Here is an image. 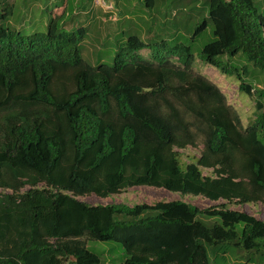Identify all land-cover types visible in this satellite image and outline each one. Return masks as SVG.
Listing matches in <instances>:
<instances>
[{"label":"trees","instance_id":"16d2710c","mask_svg":"<svg viewBox=\"0 0 264 264\" xmlns=\"http://www.w3.org/2000/svg\"><path fill=\"white\" fill-rule=\"evenodd\" d=\"M196 1L206 18L188 43L161 41L147 59L153 40L129 35L111 65L82 57L85 28L64 33L66 0L44 33L0 24V264H103L89 240L118 244L121 264H264V222L228 208L264 205V0ZM208 29L195 58L190 43ZM196 60L254 98L252 124ZM134 187L223 203L77 200Z\"/></svg>","mask_w":264,"mask_h":264},{"label":"rangeland","instance_id":"374dc122","mask_svg":"<svg viewBox=\"0 0 264 264\" xmlns=\"http://www.w3.org/2000/svg\"><path fill=\"white\" fill-rule=\"evenodd\" d=\"M95 1L66 0L67 10L62 27L65 34L77 31L78 27L87 30L81 55L92 65H97L99 62L111 65L118 47L129 35H136L144 41L153 40L152 52L144 50L139 54L140 58L150 59L153 53L161 55L159 51L162 47L161 41L166 43V49L175 44L188 43L195 27L206 18V8L202 7V2L196 0H158L152 9L145 7L146 0H108L114 6V10L107 16L109 20L101 16L100 7L96 5L101 1ZM63 3L64 0H0V24L6 31H19L24 36L34 32L44 33L52 12L61 8ZM103 15L105 16L104 13ZM112 17L115 18L114 21L111 20ZM210 39V29H208L190 43L195 58ZM247 68L252 75L246 79V82L258 88L262 83V74L258 70L254 71L250 65H247ZM195 69L219 86L227 98V103L238 112L244 127L253 123L256 116L254 98L238 91L239 82L234 77L226 78L198 60L195 62ZM262 136L264 137V134ZM200 148H188L182 151L181 160L188 163L187 157L197 158ZM203 175H210V171L203 170ZM77 200L92 206L110 204L133 206L143 203L154 204L159 201H182L199 210L223 203V201L210 202L201 197L181 196L151 187L130 188L107 199L92 195L79 197ZM228 208L244 212L264 222L262 204L228 205ZM86 246L100 258L103 264H121L124 260V251L116 243L89 240L86 241ZM229 264H245V259H231Z\"/></svg>","mask_w":264,"mask_h":264},{"label":"built area","instance_id":"2783aa9c","mask_svg":"<svg viewBox=\"0 0 264 264\" xmlns=\"http://www.w3.org/2000/svg\"><path fill=\"white\" fill-rule=\"evenodd\" d=\"M101 2H99V4H96L97 6H99L104 13H107V14H111V12L114 10V6L108 1V0H100ZM97 2V0L95 1ZM108 19L110 20V18L108 17ZM111 20H115L114 17L111 18Z\"/></svg>","mask_w":264,"mask_h":264},{"label":"crops","instance_id":"0c3cea01","mask_svg":"<svg viewBox=\"0 0 264 264\" xmlns=\"http://www.w3.org/2000/svg\"><path fill=\"white\" fill-rule=\"evenodd\" d=\"M100 10V9H99ZM101 16L103 17V12L100 10ZM101 17V18H102ZM102 22H104L103 18H102Z\"/></svg>","mask_w":264,"mask_h":264}]
</instances>
